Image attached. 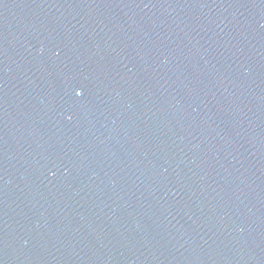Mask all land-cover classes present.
<instances>
[{
	"label": "water",
	"instance_id": "95a60500",
	"mask_svg": "<svg viewBox=\"0 0 264 264\" xmlns=\"http://www.w3.org/2000/svg\"><path fill=\"white\" fill-rule=\"evenodd\" d=\"M0 264H264V0H0Z\"/></svg>",
	"mask_w": 264,
	"mask_h": 264
},
{
	"label": "snow or ice",
	"instance_id": "6c2138e0",
	"mask_svg": "<svg viewBox=\"0 0 264 264\" xmlns=\"http://www.w3.org/2000/svg\"><path fill=\"white\" fill-rule=\"evenodd\" d=\"M82 92V91H81ZM81 92H77L76 94L79 96V95H81Z\"/></svg>",
	"mask_w": 264,
	"mask_h": 264
}]
</instances>
